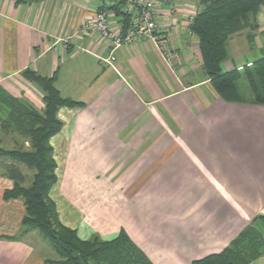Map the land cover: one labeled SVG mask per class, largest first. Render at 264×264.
<instances>
[{
    "label": "crops",
    "instance_id": "crops-1",
    "mask_svg": "<svg viewBox=\"0 0 264 264\" xmlns=\"http://www.w3.org/2000/svg\"><path fill=\"white\" fill-rule=\"evenodd\" d=\"M183 2L156 8L165 58L141 37L115 52L114 71L99 59L108 42L75 37L109 0H0V85L41 109L42 93L20 77L29 70L54 76L59 95L82 104L58 109L62 128L50 139L57 180L49 197L59 222L82 241L123 232L152 264L218 254L264 217V106L228 103L214 91L187 26L197 0ZM256 20L254 48L264 58V6ZM247 30L229 39L226 72L233 62L239 72L249 67L237 45ZM163 123L172 130L154 134L157 149L148 150L147 127ZM8 164L0 161V264H55L38 230L20 235L22 200L2 198L13 187Z\"/></svg>",
    "mask_w": 264,
    "mask_h": 264
},
{
    "label": "trees",
    "instance_id": "trees-1",
    "mask_svg": "<svg viewBox=\"0 0 264 264\" xmlns=\"http://www.w3.org/2000/svg\"><path fill=\"white\" fill-rule=\"evenodd\" d=\"M15 1L20 4L26 0ZM109 2L113 4L108 9L114 12L125 33L132 20L123 12L126 0ZM197 4L198 12L189 31L198 42L202 69L214 91L225 102L245 103L246 93L241 97L238 91L240 75L244 74L251 102L264 106V58L245 66L243 73H228L223 68L229 39L246 29L255 28L264 0H197ZM20 77L39 89L43 105L37 109L29 99L15 97L0 85L12 100L6 106L7 120L0 127L9 130L14 126L16 132L29 138L32 145L28 151H4L0 148V158L12 160L4 167V172L13 182V187L4 191L2 198L4 201L21 199L25 209L20 235L31 228L38 230L58 257L55 264H152L123 232L111 241H100L97 237L82 241L74 230L59 222L55 204L49 197L57 180L50 139L62 128L57 118L58 109L82 104L62 98L55 88L54 76L42 78L27 70ZM19 166L33 172L28 187L22 186L25 178ZM263 256L264 217L257 216L220 253L191 264H250Z\"/></svg>",
    "mask_w": 264,
    "mask_h": 264
},
{
    "label": "built area",
    "instance_id": "built-area-1",
    "mask_svg": "<svg viewBox=\"0 0 264 264\" xmlns=\"http://www.w3.org/2000/svg\"><path fill=\"white\" fill-rule=\"evenodd\" d=\"M159 5H168L175 9L181 6V0H126L123 9L124 14L132 17L131 25L128 30L123 33L121 26L116 28L111 26L108 21V9H99L92 20L83 23L75 37H91L97 42H108L109 55L106 58L99 57L103 64L110 66L114 71V63L116 61L115 52L122 47L130 46L138 41L141 37L150 38L157 50L163 58H165V45L159 39V30L156 20V8ZM188 31L193 22V17L188 18ZM27 96V95H25Z\"/></svg>",
    "mask_w": 264,
    "mask_h": 264
},
{
    "label": "rangeland",
    "instance_id": "rangeland-1",
    "mask_svg": "<svg viewBox=\"0 0 264 264\" xmlns=\"http://www.w3.org/2000/svg\"><path fill=\"white\" fill-rule=\"evenodd\" d=\"M181 3L185 4L183 2V0H181ZM185 7H186V5H185ZM257 30H258V24L256 22L255 28L251 27L250 29L247 30V32H245V34L241 35L237 39V45L239 47H241L240 49L242 50L241 51L242 52L241 55H242V57L244 59L243 61L247 62V64H250V65H251V63L255 62L258 58L262 57V53L258 52L254 48V43H253V36H255ZM227 58H228V54H227ZM179 62H180V59H179ZM233 64H234V62L231 64L232 68L235 66ZM231 66L228 67V68H230V70L227 71L228 73L233 72V71H236L238 73H243L244 66L242 68H240L241 72H239L235 67L233 69H231ZM243 75L244 74L240 75L241 76V80L238 82V91H239L241 97L244 96L245 93H246V102L248 104H250V105H254L251 102L252 98H251V96H249V92H248V89H247V84L243 80L244 79ZM10 101H12L11 98L2 89H0V126L2 125V123H5L6 120H7V117H5V114L7 112L6 111V106H7L8 103H10ZM171 127H172V125H166L164 123L162 125H157L155 127L148 126L147 127V133H148L147 149L148 150L157 149L156 143L154 141L151 142V139H153L154 134H157V133L161 134V133L168 132L169 129L172 130ZM0 148L3 149L4 151L5 150L6 151H13V150L28 151V150L32 149V145L30 143V139L27 138V137H24L19 132H16V129L14 128V126H11L9 130H7L6 128H1L0 127ZM168 149L173 150L174 147L171 146V144H170ZM0 161H3V162L9 161V162H11L12 160H10V159L8 160V158L5 157V158H0ZM15 165H16V163H15ZM22 167H24V166H22ZM24 168H19L21 173H22L23 170H25ZM29 172H30V179H32L33 172H31V171H29ZM26 181H27V178L25 179V182L22 184V186L26 185ZM41 245H42V247H41L42 248V254L44 256H46L48 259H53V258H55L56 260L58 259V257L56 256V253L53 251V249H52V247H51V245L49 244L48 241L42 240Z\"/></svg>",
    "mask_w": 264,
    "mask_h": 264
}]
</instances>
